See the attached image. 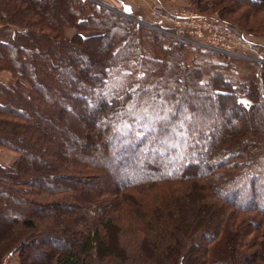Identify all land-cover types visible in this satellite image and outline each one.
Returning a JSON list of instances; mask_svg holds the SVG:
<instances>
[{
	"label": "trees",
	"instance_id": "obj_1",
	"mask_svg": "<svg viewBox=\"0 0 264 264\" xmlns=\"http://www.w3.org/2000/svg\"><path fill=\"white\" fill-rule=\"evenodd\" d=\"M4 1L0 11L16 19L17 27L0 38V71L19 81L0 82V146L13 147L19 157L10 167L0 165V223L8 229L5 234L0 229V247L23 230L50 253L23 257L29 264H89L93 254L114 255L116 248L132 251L129 257L121 251L123 264H136L141 255L151 264H264V104H257L263 96L258 81L253 85L258 77L264 86V66L239 76L219 58L195 56L189 67L182 44L88 1ZM212 1L208 7L223 15L226 8L228 15L235 11L233 2L255 12L264 6V0ZM66 22L77 31L69 41L60 28ZM101 47L104 53H97ZM79 56L90 64H79ZM52 61L75 74L51 67ZM105 70L121 73L122 86L109 100L96 99L97 87L110 83ZM187 90L188 100L213 97L221 109L227 105L229 116L219 111L214 117L220 120L218 134L206 127L193 136L191 126L181 123L182 138L173 140L180 106L188 102L180 100L181 92ZM191 109L212 117L203 105ZM162 114L168 120H156ZM226 119L233 123L225 126ZM94 120L103 123L100 128L93 127ZM195 140L205 144L203 151L192 145ZM212 161L219 163L213 168ZM219 168L224 172H214ZM163 187H174L179 197L161 194ZM197 188L202 191L194 192ZM206 190L218 199L211 203L218 206L216 217L206 215ZM150 192L147 204L143 196ZM40 195L50 200L39 201ZM185 211L197 221L204 216L188 232L182 231ZM43 220L54 223L48 232H37ZM197 224L200 230L194 232ZM125 231L144 234V244L120 249ZM28 236L3 250L29 247Z\"/></svg>",
	"mask_w": 264,
	"mask_h": 264
},
{
	"label": "rangeland",
	"instance_id": "obj_2",
	"mask_svg": "<svg viewBox=\"0 0 264 264\" xmlns=\"http://www.w3.org/2000/svg\"><path fill=\"white\" fill-rule=\"evenodd\" d=\"M5 1L6 2L10 1V3L12 4V1H14V0H5ZM84 1H88L90 3H93L94 5H100L101 7H105L107 9H109L110 11H112L113 15L116 18H118V19L121 18L123 20V22H125L127 24L129 22H131V23L136 22L139 26L138 29L145 30V31L147 30V31L159 34V36L163 37L166 40V42L171 41V42H176V43L182 44V47L184 48V54L187 57V66H189V67L191 66V64H190L191 58L195 57V56H199L200 58H203V57L204 58H214V59L219 58L220 60L224 61L227 64V66H229L230 69L235 71L239 76H243L244 74L248 75L252 71H255L256 68L259 67V65L260 66L262 65V67L264 66V63H260V64L258 63V61L256 60V57L249 55V53H251V51L247 47H239L238 49L240 50L239 51L240 54H237V56L234 57L233 55H226V54H223L221 52L215 51L213 49L200 48V47L193 45V44H187V43L181 42L177 39H174V38H171L167 35H164V33L158 32L155 29H151L147 25V24L152 25V20H154V18H153V14L151 11V7L154 6L155 4H158V3L163 7L165 13H173L176 11L188 10V11L196 12V13L201 14V15L216 16V17L220 18L225 24H227L228 26L233 28L235 34L241 33L245 37H250L251 40H253L257 44H259L260 47H258L257 52L264 55V6L261 10L255 12L254 10H251L250 7H248L244 4L242 5V4H238L236 2H233L234 5L236 6L235 11H233V13L228 15L229 9L226 8V14L227 15H223L219 11L211 9V7H208V3L211 2L212 0H204L200 5L197 4L196 0H126L127 2H125V0H123V3H122V0H119V2H117L118 0H84ZM214 1L216 2L218 0H214ZM226 1L228 4L232 3L230 0H226ZM121 3L123 5H125L126 7L128 6L129 9L132 8L134 11L131 12L130 10L126 9ZM229 5H233V4H229ZM137 7H140L142 10L138 9ZM1 11H2V13H1ZM1 11H0V18H3V17L4 18L2 20L0 19V38L3 37V35L5 33L11 32V31H13V29H15V27H17V26L12 25V23L15 24L17 22V20L16 19L11 20L8 18L6 19L5 18L6 12L3 11L2 8H1ZM3 15H5V16H3ZM5 21H7V22H5ZM240 22L245 24L247 27L249 25L250 29H246L243 25H240ZM153 23H155V22H153ZM163 26H166V25H163ZM166 27H169V26H166ZM60 28L62 30L61 31L62 35L64 36V38L67 41L71 40V38H73L74 34L77 33L76 29L69 27L68 23L67 24L64 23V26L60 27ZM166 30L170 31L169 28H166ZM234 42H235V40H232V45L234 44ZM238 46H236V48ZM102 49H103V47H101V49H99L100 51L98 50L97 53H101V54L104 53V51ZM233 50H234V48L231 47L229 49V52H234ZM93 53L95 54V52H93ZM91 54H92V52H91ZM22 56L26 57L25 55H22ZM88 60L85 59L83 56H79L78 62H79V64H80V62H82V63H84L85 66H88L90 64L88 62ZM49 63L51 65V67H53L54 65L56 67V65H57V68L59 69V71H64V70H65V72L66 71L67 72L72 71L71 68H69V67H67L65 69L64 66L60 65V62H57L54 64V62L52 61ZM218 69L221 70L222 67H219ZM90 73L92 75H95V76L99 74L95 71L94 72L91 71ZM104 73L107 74V77L110 79V83H106L102 88L97 87L98 90L94 91V94H95L94 97H96V99H98L99 96H101L103 99L109 100L110 96L114 93L115 89L122 86V80L120 79L122 77L121 76L122 74L121 73L120 74L115 73V71H111V70H109V71L105 70ZM74 74L75 73H73V71L69 72V77L73 76ZM11 76H13V75L7 71H0V82L6 83V84H10V83L16 84L19 80L17 78H12ZM258 79H259L258 77L257 78L255 77V79L253 80L254 81L253 85H255L256 82L258 81V85L256 86V88L257 87L260 88L261 89L260 91L262 92V94H261V92L259 94L264 96V86L263 87L260 86V81ZM221 83H220V85H218L217 88H219V89L222 88ZM229 86H231V85H229ZM259 94H258V97L260 96ZM189 95L191 97V91L190 90H187L185 93L181 92L180 100L185 102V100H188ZM263 96L261 98L259 97L257 104H264V99H263L264 97ZM70 98L73 99V101L76 99L74 94H70ZM0 99H1V97H0ZM111 104H113V103H111ZM77 105H81L80 107H83L82 103H80V102H78ZM85 105H87V104H85ZM202 105L206 107V113L210 114L212 117H209V118L202 117L201 113H195L191 109L192 107H200ZM95 107H97V106H95ZM218 107H220V106L218 105V103L216 101L213 100V97H211L210 101H208V100L203 101L202 99H199L196 102H194V101L188 100L186 105L180 106V112H181L180 114L181 115L177 116L178 121H177V123H175L176 124L175 128L173 127L171 129V136L173 137V140L179 141L182 138V135H180V132H178V129H179V126L181 123H185V124H188L191 126L190 130H191V133L193 134V136L195 135L196 131H198L199 129L205 130L206 127H208L207 129L210 130V132H215L218 134L217 130L219 129L218 124H219L220 120H218V122H217L216 121L217 118H214V117L218 115L219 111H222V112H224L225 115L229 116V111H228L227 105H225L222 109L220 107V110ZM88 110L90 111V109H88ZM93 110H94V108H93ZM91 111H92V109H91ZM187 113H190V115H189L190 117L192 116L190 118V120H188V118L185 117ZM172 114H173V112L170 113V116ZM225 115H224V117H225ZM132 116H134V118H136V120H138V117L135 116L134 112L131 113V117ZM141 116H142V118L141 117L140 118L142 120L145 119L144 114H142V112H141ZM76 119H79V116H77ZM164 119L168 120L167 115L162 114V115L156 116V120H158V121H162ZM226 120H228V119H226ZM209 121H210V123H208ZM192 122H194V123H192ZM222 122H223V124H225L224 121H222ZM227 123L228 124L225 126H228L229 124H231L233 122L229 121ZM102 124L103 123L102 122L99 123L98 120L93 121V127H95V129L100 128ZM249 129L250 128L248 126H246V129L244 130V132L246 130H249ZM257 129L258 128H256V126H255V130H257ZM142 130H145V132H148V129H146L144 127H142ZM149 131H150V129H149ZM181 131H182V129H181ZM243 134H245V133H243ZM76 143H78V142L77 141L71 142V144L76 145V147L78 148L80 145H78ZM169 144H172V143H169ZM192 145H195L194 147H196V149L199 151H203L205 149V148H203L205 144L196 142V140L193 141ZM167 146H168V144H167ZM174 148H175V146H174ZM99 150H101V149L97 148V151H99ZM148 151L151 153L153 150L149 149ZM18 157H19V154H18V152L15 151V149L13 147H2V146H0V165L1 166L10 167L17 160ZM33 159L37 162L40 161V160H36L35 158H33ZM212 163H213L212 165L214 168L215 166H217L215 164H217L219 162H217V161L213 162L212 161ZM176 165H177L176 163H173V167H176ZM108 172L110 175L116 174V171L110 172L108 170ZM214 172H224V170L223 169L220 170V168H219V169L215 170ZM62 173H63V171H62ZM125 177L127 178L128 174ZM262 177H264V176H261V178ZM41 182L43 183V181H41ZM44 183H47V182H44ZM103 183L104 182H102L100 184L102 186H104L105 184H103ZM195 183H199V181H196ZM240 187L238 188V192H240ZM157 190H159V189H157ZM199 190L202 191V188H197L194 190V192L199 191ZM159 191L161 194H165L169 197H177V196L179 197V194H180L176 189H174V187L173 188L172 187H163V188H160ZM245 191L246 190L244 189V192ZM22 196H23V193H22ZM200 197H201V193L198 194V198H200ZM38 198H39V201L50 200V199H48L49 197H47V196L43 197L42 195H40ZM107 198L110 199V195H107L104 199L107 200ZM31 199H36V198H31ZM121 199L124 200V198H121ZM92 200H95V198L92 197ZM143 200H144V202L149 204L150 201L153 200V193L150 192V193L144 195ZM217 200L218 199H216V196H214L209 190H206V200L204 201V208L206 211V206L209 205L208 209L206 211L207 217L209 216V218H211L214 214H215V217L220 215V214H216V208L218 209V206L216 207L215 204H211V203L217 202ZM177 202H178V205H181V207L178 208V209H180V211H178V212L181 213L182 212L181 209H182L183 204H181V201L179 202V200H177ZM191 204H190V206H191ZM224 212L226 213V208H225ZM195 216H196V214L193 212L185 211V213H183L182 217L185 220V225L187 224L186 225L187 228L182 230L183 232L184 231L188 232L190 230L188 227H190L192 225V223L196 224V222H200V223L202 222V219L204 216L201 218V215H198V217H199L198 221H197V218ZM71 221L73 224L77 223V219H75V220L72 219ZM52 223H54V222L43 220V222L38 224L37 229L39 228V230L37 232H39V231H43L41 233L48 232L49 229H51ZM55 223H57V222H55ZM195 224H193L192 226H195ZM2 225H3V223H0V229L2 231L5 230V232H4V234H5L8 231V229ZM61 225L62 224H60V223L58 224L59 227H61ZM207 226H208V222H206V227ZM199 227H200V225L197 224L196 227L193 229L194 232L199 231L200 230ZM124 230H127V229L124 228ZM140 230L143 232L142 229H140ZM2 231H0V234L2 233ZM27 236H28V233L26 231H23V230L22 231H19V230L16 231L15 230L12 233V235L7 237V240H5L3 242H6L7 245H10L13 243L15 244L17 242H20L22 239L26 240ZM142 236H144V234L141 235V238H139V236H136L133 234L131 235L127 231L123 232L122 235L119 237L120 249L123 248L124 246L128 247V246H131L133 244L135 245L140 240L143 243ZM32 238L33 237L28 236V242H30L29 247H26V248L24 247L22 250H18L15 252H13L12 249L3 250L4 244H6V243H3L0 247V264H29L30 260L24 262L23 257L29 256L30 258H32L33 256H36L37 250H39L40 252H43L45 250V247H46V245L41 247L42 243L38 244L37 242L32 241L31 240ZM51 240H52L51 238L46 239V241H51ZM35 243H37V245ZM18 244H16V245H18ZM25 246H27V245H25ZM19 248H21V246ZM26 249L30 252L29 255H28ZM114 251H115L114 255L106 254L105 257L99 253L93 254L89 258V264H123V262L120 261L121 251L126 252L128 257H129V254L132 252V251L130 252V250H127V251L121 250L120 251L117 248L114 249ZM199 251H201V249ZM44 252L48 253L46 251H44ZM133 252H135V251H133ZM48 254H50V253H48ZM148 260L149 259L144 258L141 255L140 257H138L136 264L138 262H142V264H151V263L146 262ZM127 261L129 262V260H127ZM238 263L239 262L237 260L235 262V264H238Z\"/></svg>",
	"mask_w": 264,
	"mask_h": 264
},
{
	"label": "built area",
	"instance_id": "obj_3",
	"mask_svg": "<svg viewBox=\"0 0 264 264\" xmlns=\"http://www.w3.org/2000/svg\"><path fill=\"white\" fill-rule=\"evenodd\" d=\"M151 11L154 20H152V25H147L164 35L234 57L240 54L239 47H247L251 51L249 55L256 57L259 64L264 63V55L257 52L259 44L241 33L235 34L233 28L216 16L201 15L188 10L165 13L159 3L152 6ZM166 28H169L170 31ZM232 40H235L233 45ZM236 46L238 47L236 48ZM231 47L234 48V52H229Z\"/></svg>",
	"mask_w": 264,
	"mask_h": 264
},
{
	"label": "crops",
	"instance_id": "obj_4",
	"mask_svg": "<svg viewBox=\"0 0 264 264\" xmlns=\"http://www.w3.org/2000/svg\"><path fill=\"white\" fill-rule=\"evenodd\" d=\"M117 2H119V0H118ZM125 2H127V1L125 0ZM122 3H123V0H122ZM122 3H121V4H122ZM125 4H126V3H125ZM122 5H123V4H122ZM135 5H136V4H135ZM123 6H124L126 9L130 10L131 12L134 11L132 8L129 9L128 6H127V7H126L125 5H123ZM130 7H131V6H130ZM137 8H138V9H141L140 7H137ZM141 10H142V9H141Z\"/></svg>",
	"mask_w": 264,
	"mask_h": 264
}]
</instances>
